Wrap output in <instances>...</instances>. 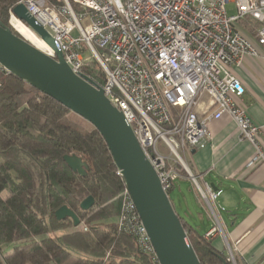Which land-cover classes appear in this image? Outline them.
Wrapping results in <instances>:
<instances>
[{
	"label": "built area",
	"instance_id": "1",
	"mask_svg": "<svg viewBox=\"0 0 264 264\" xmlns=\"http://www.w3.org/2000/svg\"><path fill=\"white\" fill-rule=\"evenodd\" d=\"M62 1V5L55 6L47 0H17L14 6L22 3L49 31L74 73L86 75L85 64L93 59L98 62L104 72V81L98 84L122 111L163 188L167 190L180 178V165L211 213L213 221L205 238L221 235L227 260L231 264H248L239 256L237 247L229 244L214 208L221 189H213L207 182L201 186L185 155L205 146L210 120L227 115L235 122L240 138L253 148L246 167L264 163L258 139L260 126L234 100L245 89L233 73V67L240 65L244 57L262 54L264 0ZM71 3L84 11L74 10ZM227 3L234 5V14H228ZM14 6L8 11L9 24L23 36L17 25L31 28L13 13ZM246 17L258 23L253 38L238 27ZM74 31L78 36L72 34ZM50 49L41 50L54 57ZM9 74L0 64V79ZM205 96L209 99L206 105ZM160 142L168 154L161 151ZM117 224L133 236L141 251L155 258L125 186ZM0 264H7L1 251Z\"/></svg>",
	"mask_w": 264,
	"mask_h": 264
},
{
	"label": "trees",
	"instance_id": "2",
	"mask_svg": "<svg viewBox=\"0 0 264 264\" xmlns=\"http://www.w3.org/2000/svg\"><path fill=\"white\" fill-rule=\"evenodd\" d=\"M16 1L0 0V21L7 26L8 11ZM47 2L63 4L62 0ZM239 23L253 31L258 26L248 17ZM84 71L103 83L104 72L96 60H89ZM0 83V251L7 264H158L118 227L125 183L98 130L13 74L2 76ZM72 153L87 162L86 176L73 172L64 161L63 156ZM177 168L186 186L197 189L181 166ZM178 181L166 190L170 201V192L180 193L183 184ZM88 195L95 202L83 210L80 203ZM201 203L207 210L202 197ZM62 205L73 210L78 225L69 217L55 218ZM173 208L201 264H231L227 254L205 238L204 228L188 207L185 215ZM67 226L70 230L64 231ZM47 233L52 235L33 239ZM7 244H13L8 253L3 250Z\"/></svg>",
	"mask_w": 264,
	"mask_h": 264
},
{
	"label": "water",
	"instance_id": "3",
	"mask_svg": "<svg viewBox=\"0 0 264 264\" xmlns=\"http://www.w3.org/2000/svg\"><path fill=\"white\" fill-rule=\"evenodd\" d=\"M13 13L53 49L54 57L13 33L10 26L0 21V64L10 74L52 97L98 130L124 180L158 264H201L157 171L122 111L109 100L98 83L72 71L52 35L22 3L13 7ZM63 159L73 172L87 175L89 166L80 156L65 154ZM211 186L217 189L213 183ZM94 202L88 195L80 207L87 210ZM54 215L57 220L69 217L74 226L80 221L67 205L57 208Z\"/></svg>",
	"mask_w": 264,
	"mask_h": 264
},
{
	"label": "crops",
	"instance_id": "4",
	"mask_svg": "<svg viewBox=\"0 0 264 264\" xmlns=\"http://www.w3.org/2000/svg\"><path fill=\"white\" fill-rule=\"evenodd\" d=\"M238 27L247 36L254 37L253 30L242 27L240 23ZM260 51L259 57L246 56L240 65L233 67L234 75L245 89L244 94L234 96V100L245 107L252 121L260 126L258 139L264 151V47ZM203 100L205 105L208 104L207 96ZM208 127L209 137L205 146L191 150L185 155V161L198 176L200 184L213 183L221 189L214 208L229 244L237 247L244 262L264 264V163L246 167L253 148L240 138L237 126L229 116L210 120ZM179 180L185 179L180 177ZM179 190L191 215L206 232L213 219L209 209L203 207L199 191L186 184ZM210 241L216 250L227 253L221 235Z\"/></svg>",
	"mask_w": 264,
	"mask_h": 264
},
{
	"label": "rangeland",
	"instance_id": "5",
	"mask_svg": "<svg viewBox=\"0 0 264 264\" xmlns=\"http://www.w3.org/2000/svg\"><path fill=\"white\" fill-rule=\"evenodd\" d=\"M74 10L82 11V12L84 11L83 9L78 8V6L76 8H74ZM226 10H227L228 14H234L235 13L234 5L232 3H227L226 4ZM81 23L84 25V21H82ZM8 24H9V20H8ZM9 26L13 30H15L10 24H9ZM72 34L74 36H78L77 31H74ZM88 57H90V56H88ZM70 117L73 118V120L75 122H80L81 124H84L85 125V123L82 120H80L77 116L70 115ZM159 145H160L161 151L164 154H168V150H166L164 148V146L162 145L161 142H160ZM178 184H183V188H184L185 187V184H188V183L186 181H178ZM170 198H171V201L173 202V205L175 206L176 211L178 213H180L181 215H183L184 214V210L187 208V205L185 204L184 198L182 197V195L180 193H178L177 191H172V192H170ZM69 230H70V226H67V227L64 228V231H69ZM57 233H59V232H57ZM48 235H52V234L51 233H47V234H44V235H40V236L33 237V239L34 240H38V239H40L42 237H46ZM27 241H29V240H27ZM12 246H13V244H7V245H5L3 247L4 252H7V253L10 252L11 249H12ZM69 261H71V260H69Z\"/></svg>",
	"mask_w": 264,
	"mask_h": 264
},
{
	"label": "bare ground",
	"instance_id": "6",
	"mask_svg": "<svg viewBox=\"0 0 264 264\" xmlns=\"http://www.w3.org/2000/svg\"><path fill=\"white\" fill-rule=\"evenodd\" d=\"M17 28L19 32L27 38L32 44L37 46L40 49L51 50L50 47L43 41L41 38L37 37L31 30L23 26L22 24H18Z\"/></svg>",
	"mask_w": 264,
	"mask_h": 264
}]
</instances>
